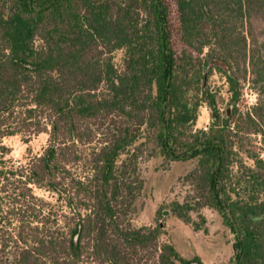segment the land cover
<instances>
[{
	"label": "trees",
	"instance_id": "1",
	"mask_svg": "<svg viewBox=\"0 0 264 264\" xmlns=\"http://www.w3.org/2000/svg\"><path fill=\"white\" fill-rule=\"evenodd\" d=\"M203 105L210 125L193 131ZM42 133L26 167L0 153V264H204L163 239L164 208L132 225L150 144L147 159L198 162L182 179L194 195L166 209L206 234L202 211H217L234 264H264V0H0V140Z\"/></svg>",
	"mask_w": 264,
	"mask_h": 264
},
{
	"label": "rangeland",
	"instance_id": "2",
	"mask_svg": "<svg viewBox=\"0 0 264 264\" xmlns=\"http://www.w3.org/2000/svg\"><path fill=\"white\" fill-rule=\"evenodd\" d=\"M115 59L118 69H121L123 67L124 52L118 51L115 54ZM209 84L211 89L218 93V106L221 113L225 115L230 104V93L226 79L215 73L210 78ZM256 103L255 93L249 86H244L243 97L238 106L245 111L255 106ZM210 122V110L203 105L192 130L207 131ZM260 141L261 138L257 136L248 138V149H256L261 152ZM0 143L2 145L0 153L1 155L4 154L7 167H26L30 160L39 157L43 153L48 145V135L42 133L37 136L31 134L26 138L21 136L5 137L0 140ZM151 149H153V144L148 146L147 155ZM147 155L144 156L141 162V173L145 180V187L141 197L136 202L138 213L133 218L132 225L136 228L155 226L158 220L157 212L160 208H164L161 222L165 225L167 235L163 239L172 243L183 257L193 258V253L196 250L202 253L204 259L212 257V255H209L210 248H208L209 251L205 248L208 243L212 247L215 246L217 251L220 252L219 260H222L223 264H234L236 237L227 227L223 226L222 217L217 211L215 212L216 221L213 220L210 224L211 232L208 235L204 234L203 245L199 241L194 243L188 237L193 229L192 226L184 224L170 210L166 209L172 202L179 201L182 203L186 198L194 195L192 185L182 179L197 166V159L167 163L159 155L150 159H147ZM241 157L246 165L253 166V162L244 153H241ZM232 170L236 172V166H233ZM32 192L36 198L44 203L51 204L55 209L59 207L54 196L43 189L32 187ZM165 212L168 214L164 215ZM202 212L204 214L205 211ZM192 217L197 221L196 214H192Z\"/></svg>",
	"mask_w": 264,
	"mask_h": 264
},
{
	"label": "crops",
	"instance_id": "3",
	"mask_svg": "<svg viewBox=\"0 0 264 264\" xmlns=\"http://www.w3.org/2000/svg\"><path fill=\"white\" fill-rule=\"evenodd\" d=\"M204 211H205L204 214H203V212H202V214L205 217V219L207 220L206 228L208 229V233L205 234L204 231L195 232L194 229H192L191 233L188 234V237H190L194 243L199 241L201 244L203 243V245H204V234L208 235L211 232L210 224L213 220H215V214H216L215 213L216 211L211 210V209H204ZM220 227L222 228V226H220ZM205 248L207 251H209L208 248H210L211 252L209 251V255H212V257H208L207 259H204V256L202 255V253L200 251H197V250L193 253V257L199 256L202 259L204 264H223V261L219 260L220 252L217 251L215 246L212 247V245L207 243L205 245ZM189 259H191V258H189Z\"/></svg>",
	"mask_w": 264,
	"mask_h": 264
},
{
	"label": "water",
	"instance_id": "4",
	"mask_svg": "<svg viewBox=\"0 0 264 264\" xmlns=\"http://www.w3.org/2000/svg\"><path fill=\"white\" fill-rule=\"evenodd\" d=\"M167 214H168L167 212L164 213V215H167Z\"/></svg>",
	"mask_w": 264,
	"mask_h": 264
},
{
	"label": "built area",
	"instance_id": "5",
	"mask_svg": "<svg viewBox=\"0 0 264 264\" xmlns=\"http://www.w3.org/2000/svg\"><path fill=\"white\" fill-rule=\"evenodd\" d=\"M255 96L257 97V95L255 94ZM206 130V129H205Z\"/></svg>",
	"mask_w": 264,
	"mask_h": 264
}]
</instances>
